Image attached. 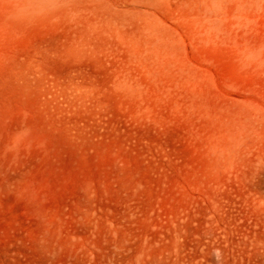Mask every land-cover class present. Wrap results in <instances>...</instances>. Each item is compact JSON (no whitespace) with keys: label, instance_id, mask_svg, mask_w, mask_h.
<instances>
[{"label":"rangeland","instance_id":"1","mask_svg":"<svg viewBox=\"0 0 264 264\" xmlns=\"http://www.w3.org/2000/svg\"><path fill=\"white\" fill-rule=\"evenodd\" d=\"M0 264H264V0H0Z\"/></svg>","mask_w":264,"mask_h":264}]
</instances>
